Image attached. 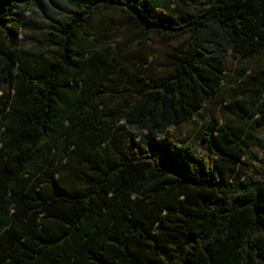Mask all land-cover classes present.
I'll list each match as a JSON object with an SVG mask.
<instances>
[{
	"label": "trees",
	"instance_id": "16d2710c",
	"mask_svg": "<svg viewBox=\"0 0 264 264\" xmlns=\"http://www.w3.org/2000/svg\"><path fill=\"white\" fill-rule=\"evenodd\" d=\"M67 1L52 52L21 45L33 0H0V264H264V176L239 173L264 123V73L243 82L257 118L209 123L207 152L168 132L216 98L227 46L240 79L264 60V0ZM173 3L204 10L174 19ZM109 11L126 21L94 38ZM126 31L113 54L95 49ZM150 35H188L187 49L167 77L121 88L122 54Z\"/></svg>",
	"mask_w": 264,
	"mask_h": 264
},
{
	"label": "rangeland",
	"instance_id": "374dc122",
	"mask_svg": "<svg viewBox=\"0 0 264 264\" xmlns=\"http://www.w3.org/2000/svg\"><path fill=\"white\" fill-rule=\"evenodd\" d=\"M203 10L204 7H185L173 3L169 9V15L174 19H180L190 17ZM70 11L71 6L67 0H33L31 8L24 13L26 25L19 35L22 47L31 51L57 52L59 37L54 34L65 23ZM126 19L127 16L119 11L95 14L92 18L94 38L97 39L103 33H114L115 26ZM135 34L134 31H126L105 44L95 45V49L99 53H103L104 49L108 48L113 54L117 46L132 39ZM188 38V35H183L178 38L161 40L155 35H150L143 44L124 51L120 58L119 68L113 76L114 80L119 83L121 88L130 89L133 86L130 79L132 74L143 73L155 80L167 77L172 73L174 63L181 59L186 51ZM239 61V55L227 46L225 51L226 81L222 84L216 98L204 104L202 110L190 121L181 124L176 129H168L169 134L180 143L190 144L199 154L207 152L200 139L209 123L213 122L216 125L229 123L235 126L238 121L237 115L241 114L238 109L246 111L250 118L249 122L257 118L248 109V101L245 92H243V82L257 73H264V60L259 55L246 60L242 65L245 72L242 79L238 76ZM118 104L117 100L106 102L110 109L116 108ZM132 131L136 132L134 129ZM250 142L253 144L250 148L252 158L241 159L239 173H241V179L256 184L264 176V123L252 132ZM41 160L35 159L32 162L35 161L39 164ZM32 164H28L26 167H30ZM23 181L27 182L25 178Z\"/></svg>",
	"mask_w": 264,
	"mask_h": 264
}]
</instances>
